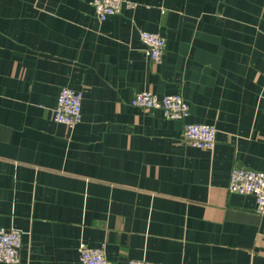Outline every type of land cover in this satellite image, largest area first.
Wrapping results in <instances>:
<instances>
[{"label": "crops", "instance_id": "crops-1", "mask_svg": "<svg viewBox=\"0 0 264 264\" xmlns=\"http://www.w3.org/2000/svg\"><path fill=\"white\" fill-rule=\"evenodd\" d=\"M92 0H0V226L18 264H264V214L227 190L234 166L264 172V0H129L100 21ZM165 39L158 63L138 30ZM62 87L81 120L55 122ZM180 94L184 119L132 106ZM215 128L211 149L183 123ZM4 264V263H0Z\"/></svg>", "mask_w": 264, "mask_h": 264}, {"label": "built area", "instance_id": "built-area-1", "mask_svg": "<svg viewBox=\"0 0 264 264\" xmlns=\"http://www.w3.org/2000/svg\"><path fill=\"white\" fill-rule=\"evenodd\" d=\"M96 17L102 21L108 16L121 12L123 7L131 8L129 0H92ZM138 37L144 46V53L152 63L160 62L165 51V39L157 32L138 30ZM82 93L68 87H62L58 93L56 104L52 109L55 122L73 127L81 120ZM132 106L145 110L158 109L170 119H184L188 115V104L180 94L157 96L150 91L136 92L130 100ZM183 138L190 145L203 149H211L215 144V128L204 123H183ZM227 190L230 193L247 194L254 197L255 210L264 214V172L234 166L229 172ZM22 232L15 228L0 226V263L18 264ZM82 264H111L105 256L104 248L82 245L79 250ZM127 264H153L146 260H128Z\"/></svg>", "mask_w": 264, "mask_h": 264}]
</instances>
